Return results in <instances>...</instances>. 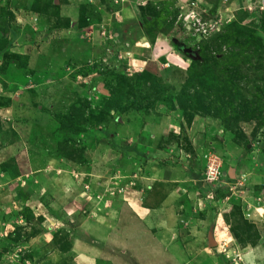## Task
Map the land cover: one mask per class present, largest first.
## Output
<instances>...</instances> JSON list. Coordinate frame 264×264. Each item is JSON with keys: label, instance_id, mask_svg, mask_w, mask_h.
<instances>
[{"label": "rangeland", "instance_id": "374dc122", "mask_svg": "<svg viewBox=\"0 0 264 264\" xmlns=\"http://www.w3.org/2000/svg\"><path fill=\"white\" fill-rule=\"evenodd\" d=\"M99 1L101 5L109 3V12L101 10ZM222 1L188 0V6L176 0L167 2L172 13L167 21H175L174 29L156 40L144 32L142 48L140 41L114 35L128 24H117L119 18L113 13L118 8L113 0H0V115H30L28 122L33 120L39 126L43 122L49 135L35 138L36 150H29L31 157L53 155L79 168L82 175L74 173L73 177L86 191L85 199L123 198L132 191L144 194L159 174L174 181V224L180 228L174 241L186 237L193 221H208L207 215L218 211L234 236L255 244L259 232L254 222L264 214V183L252 177L264 176V0ZM159 3L154 4L165 8L166 2ZM200 3L208 7L200 8ZM138 12L141 19L140 9ZM30 15L36 18L26 20ZM73 22L76 29L69 35L78 36V42L71 38L75 43L66 47L64 37L68 35L63 31ZM40 27L52 32L50 38L46 39V32L36 34ZM82 28L87 29L79 32ZM240 34L255 36L258 50H248L244 42L236 41ZM100 36L108 42L102 47L97 42ZM218 36L219 47L213 46L206 60L201 59L202 45ZM159 38L164 44L156 46ZM85 43L90 52L82 50ZM239 53L252 64H246L245 71L250 69L247 74L237 77L228 68L235 67L234 56ZM194 61L201 63L195 65ZM145 72L172 86L173 96L185 93L199 103L190 99L184 103L160 101L159 89L148 91L136 83L135 91L148 99L141 101L135 94L134 100V91L118 77ZM7 90L14 95L4 94ZM115 98L120 99L118 107L109 109L108 102ZM223 101L232 106L226 107ZM153 125L157 126L146 130ZM0 127H5L2 120ZM6 130L8 139L14 141L15 128L10 125ZM144 135L150 146L161 149L157 164L153 154H148L150 159L145 162L138 153L143 151L140 138ZM209 159L219 162L224 172L218 182H204ZM96 162L99 172L93 174ZM1 167L11 171L15 165L9 161ZM195 174L201 179L193 177ZM143 181L150 184L145 186ZM59 189L51 196L64 194L65 190ZM30 193L29 186L22 192L24 198ZM30 213L27 207L16 211L23 221L0 214V253L7 255L0 264H79V255L84 257L82 253L89 248L85 245L88 230L78 228L83 220L56 221L51 226L55 232L48 237L52 248L41 252L34 243L44 234L42 220ZM124 234L125 226L115 225L116 245L112 251L102 249L97 264L136 263L137 254L125 247ZM77 235L84 246L80 243L75 251ZM157 251L159 256H167L163 248ZM230 260L235 264V257Z\"/></svg>", "mask_w": 264, "mask_h": 264}, {"label": "crops", "instance_id": "0c3cea01", "mask_svg": "<svg viewBox=\"0 0 264 264\" xmlns=\"http://www.w3.org/2000/svg\"><path fill=\"white\" fill-rule=\"evenodd\" d=\"M169 1L172 0H113L118 8V10L113 13L119 18L116 20L117 24H128L127 29H119V31L117 30L114 32V35L122 40L140 41L139 44H141L142 48H145L144 31L141 27L138 9L147 2L156 3ZM176 1L182 6H188V0ZM226 1L228 0H223L222 3L226 4ZM101 4L100 2V5ZM108 4L109 3H106V5H101L100 7L104 13L109 12L110 6ZM192 4L194 6V3ZM199 5L200 8L208 7L201 3ZM113 14H110V17L112 16L114 18ZM34 18H36L35 15H30L26 20L30 21ZM107 19L108 18H106V20ZM39 22L41 26L42 22L40 19ZM71 25L70 28L63 31L65 35H68V37H64L66 47L69 43H75L71 38L76 39L78 42V36L69 35L71 34L70 31L76 29L74 22ZM42 29L43 28L40 27V31H36V34L38 35L40 32H46ZM85 29L87 28L78 29V31L82 32ZM46 33L48 34L45 36L46 39L50 38L52 32ZM97 34H99V32ZM164 41L165 40L159 38L155 45H162ZM97 42L98 44L100 43L101 47L102 43H108L105 39L101 38V36L100 39L97 37ZM88 45L89 44L82 48V50H85ZM30 47L35 49V46ZM86 50L90 52L89 49ZM68 51L69 50L66 49L65 52ZM73 51L72 49L70 52L72 53ZM67 54L69 55V53ZM6 92L7 93L4 94L8 96L14 95V92L8 90ZM20 116L25 119L23 121L19 120ZM30 119V115H0L2 125H5L6 128L12 125L17 132V138H15L14 141H10L6 128L3 127L0 130V214L3 212V216L5 217L13 215L16 219L18 217V219H22L23 221L21 214L17 215L16 211L19 210L20 207H27L32 213L33 218L36 220L41 219L42 222L40 223L43 226L44 234L42 232V235L40 234L41 236H39L40 239H35L36 241L34 243L39 244L38 246H40L41 252L45 249L52 248L48 237L55 232V228L51 226L54 224L56 225V221L62 223L64 219L67 223H76L83 220L78 228L82 230V227H84L85 231L88 230L86 233L88 240L85 241V245L89 248L86 252L82 253L84 257L81 258V254L79 255V264H97V261L102 258V253H104L102 249L103 251H105V249L112 251L113 247L116 245V242H114L116 240L114 239V227L115 225L118 226L121 224L125 226V247L134 249V253L137 254L136 263H133L131 260V262L125 261L123 264H232L234 261H231L230 258L234 257L236 260L235 264H264V214L256 218L257 221L254 222L259 232V239L256 245L243 243L244 241L242 242L237 235L234 236L233 232H230L227 228V223L222 215L218 214V211H211V213L207 215V217H209L208 221L199 223L193 221V224L189 225L190 228L186 237L182 240L174 241L176 231L180 228L178 225H175L177 222L175 213H173V201L175 197L173 192L174 188L171 187V183L174 181H172L171 178H160L159 174H157L153 178L155 180L153 186L146 190L144 194L132 191L125 195V197L123 196V198L119 197L112 199L108 195L106 196L107 198L105 196L100 197V201H96L98 200L96 196H90L85 199L84 195L86 196V191L84 192L83 189H81L82 184L80 182L78 183L77 178L73 177L74 173L82 175V173H80L82 171L79 168L72 164L64 163L63 160L53 157V155L31 157L32 153L30 154L29 150H36L35 143L37 140H35V138L47 136L49 132L43 129V122L40 123L41 126H39V123L33 120L28 122ZM165 122H167V120ZM155 126H150L146 130H150V128H154ZM146 130H144V132H147ZM151 131L154 130L151 129ZM152 138L153 136H150L149 139ZM140 139H142L140 145H142L143 151L139 149L138 153L141 154V159L146 162V159H150L148 154H153L155 156L154 158H156L154 164H157L159 161L158 154L161 149L150 146L147 142V135H144ZM160 144L161 142L159 145ZM133 149L137 150L136 148ZM196 151L199 156L197 149ZM167 156H169L168 153ZM9 161H12L15 167L12 168L11 171L9 169H1V166ZM96 170H98L97 162L92 169L93 174L99 172ZM232 171L233 169L230 170V172ZM193 177L197 179L200 178V176L196 174ZM252 177L254 181L258 180V182L264 183V176ZM142 183L145 186L150 184L145 181ZM27 186L30 187L31 193L28 197L24 198L22 192L27 189ZM59 186L65 191L62 189L64 194L57 196L60 190ZM48 188L51 189V192ZM54 190L58 192L51 196ZM76 191L79 195L76 194ZM52 211L56 212V214H52ZM97 211L99 214L96 215V217H92L91 214L93 212L97 213ZM61 214H63V216ZM86 214L90 215L86 217ZM30 217L28 219H30ZM15 223H18V220H16ZM13 225L15 226V224ZM76 231L77 230H75V232ZM211 231L213 232L217 248H210L209 235ZM207 234L208 237L204 239ZM178 236L179 234L176 238H178ZM79 238H81V236L77 235L76 243L74 242V246H76V248H74L75 251L79 248L78 245H80V243L82 245L81 247L84 246ZM139 238L141 239L140 242L138 241ZM32 239L33 238H31L29 244ZM1 244L2 243H0V245ZM158 248H163L167 256H159L157 251ZM79 253L80 251H78V254ZM4 257L7 260V255L5 253H0V263L3 262ZM238 257L241 258V260L237 261L236 258ZM26 260L31 261L30 259ZM117 264H119L118 261Z\"/></svg>", "mask_w": 264, "mask_h": 264}, {"label": "trees", "instance_id": "16d2710c", "mask_svg": "<svg viewBox=\"0 0 264 264\" xmlns=\"http://www.w3.org/2000/svg\"><path fill=\"white\" fill-rule=\"evenodd\" d=\"M219 1V0H218ZM218 3V2H217ZM160 4V3H159ZM160 5H163V2H161ZM159 5V6H160ZM165 8H161V7H157L158 5L154 4L153 2H149L147 3L145 6H141L140 7V11H141V27L143 28L146 36L150 37V40H156L158 38L159 35H167L170 31H172L174 28V24L175 21H167L168 16H171V12L168 11V3L166 2ZM168 22V23H167ZM70 27V25L67 26V28ZM221 36H218L217 39L211 41V42H207L204 45H202V51L200 52V56L201 59L203 58L204 60H206L207 58V54L213 52V46L219 47V45H216V41L220 40ZM236 41L242 43L244 42L246 47V49H250L251 47H254L256 50H258V41H255V36H252L251 34H240L239 36H237ZM254 52H257V51ZM11 54V53H10ZM9 55V53H6V56ZM242 60V62L240 61ZM234 62H235V67L231 65V69L228 68L230 71V74L234 73L235 76H241L244 73L247 74L248 71H250V69L248 68L247 72L245 71V66L246 64H252L251 59L249 57H245V59H243V57H240V53L236 54L234 56ZM195 65L199 64L201 62L199 61H194L193 62ZM249 65V66H250ZM234 70V71H232ZM156 75H152L149 73H142V74H137L135 77L132 76H123L121 75L120 79L122 83H127L130 87V90L134 91V100H135V94H139L141 97H139V99L141 101H143V99H148V97H143V95H145L144 93H139L135 91V86L133 85V83H136L137 87H140L142 89H146L148 91H153L155 89H159V93L157 98L160 99V101H169L172 102L174 100H181L184 102H187V100H195L197 103H199V100L197 98H193L190 95H187L185 93L183 94H179L178 96H173V91L174 88L168 84H161L157 81V76ZM236 77V78H237ZM235 78V80H236ZM242 80V79H240ZM144 91V90H143ZM236 91V90H235ZM153 94H155L154 92H152ZM118 101V102H117ZM232 101V100H231ZM195 102V103H196ZM110 105L109 109H114L117 108L119 103H120V99L119 100H113V102H108ZM136 103V102H135ZM226 107L228 105H231V103H227L225 101L222 102ZM171 108L173 109V105L171 103H168ZM232 106V105H231ZM184 112L186 114V108H184ZM0 126H1V120H0ZM1 129V127H0ZM259 239V235L257 237L256 243L252 244V245H256Z\"/></svg>", "mask_w": 264, "mask_h": 264}, {"label": "built area", "instance_id": "2783aa9c", "mask_svg": "<svg viewBox=\"0 0 264 264\" xmlns=\"http://www.w3.org/2000/svg\"><path fill=\"white\" fill-rule=\"evenodd\" d=\"M219 176H222L220 163L214 159H209L208 163L206 164L205 173L203 175L204 182H218Z\"/></svg>", "mask_w": 264, "mask_h": 264}, {"label": "water", "instance_id": "95a60500", "mask_svg": "<svg viewBox=\"0 0 264 264\" xmlns=\"http://www.w3.org/2000/svg\"><path fill=\"white\" fill-rule=\"evenodd\" d=\"M209 242H210V247L216 246L212 231L210 232V235H209Z\"/></svg>", "mask_w": 264, "mask_h": 264}, {"label": "clouds", "instance_id": "9594fccd", "mask_svg": "<svg viewBox=\"0 0 264 264\" xmlns=\"http://www.w3.org/2000/svg\"><path fill=\"white\" fill-rule=\"evenodd\" d=\"M223 173V172H222Z\"/></svg>", "mask_w": 264, "mask_h": 264}]
</instances>
